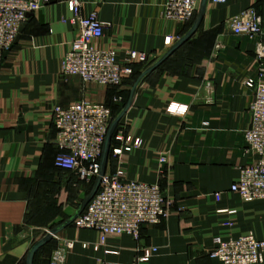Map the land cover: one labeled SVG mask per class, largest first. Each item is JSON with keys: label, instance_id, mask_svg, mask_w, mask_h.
<instances>
[{"label": "crops", "instance_id": "crops-1", "mask_svg": "<svg viewBox=\"0 0 264 264\" xmlns=\"http://www.w3.org/2000/svg\"><path fill=\"white\" fill-rule=\"evenodd\" d=\"M165 1L82 0V13L94 11L105 24L99 48L114 49L120 61L131 50L144 52L153 64L184 28L164 17ZM249 7L264 28V0H208L196 32L139 82L117 126L131 142L121 157L109 153L105 172L121 166L130 180L160 184L172 201L168 216L142 227L137 240L111 236L97 250L91 243L98 232L72 223L57 233L76 240L65 264L131 262L148 246L159 248L149 264H220L209 256L215 236L252 233L264 240V199L244 201L230 191L239 169L255 159L244 139L254 91L243 81L264 79L256 40L232 34L226 24ZM71 16L66 3H43L0 62V264H26L30 247L70 218L86 196L89 183L54 164L53 107L79 100L106 104L113 93L128 96L132 88L128 80L114 87L60 74L76 35ZM218 39L222 47L213 56ZM170 104H179L177 113L167 110ZM57 245L53 238L34 264H49Z\"/></svg>", "mask_w": 264, "mask_h": 264}, {"label": "built area", "instance_id": "built-area-1", "mask_svg": "<svg viewBox=\"0 0 264 264\" xmlns=\"http://www.w3.org/2000/svg\"><path fill=\"white\" fill-rule=\"evenodd\" d=\"M49 1L0 0V62L16 42L28 15ZM55 1L69 6L72 13L70 21L77 28L71 48L60 65L62 76L75 75L86 84L119 86L125 77L131 75V64L148 62V55L144 52L131 50L120 61L114 49L99 48L95 42L103 36L105 24L94 11L82 13V0ZM199 1L166 0L164 17L172 22L185 23L196 14ZM209 1L224 3L226 0ZM226 24L232 34L256 40L255 56L260 63L263 62L264 28L255 8L249 7L232 16ZM221 47L220 40H216L212 55H216ZM243 83L254 91L249 103L250 124L244 131V139L246 151L252 152L255 159L239 169L230 191L244 201H252L264 199V79L247 77ZM207 86L210 88L209 83ZM114 100L120 101L121 98L115 97ZM167 110L177 113L179 104H170ZM51 117L56 130L54 143L59 149L54 159L55 166L70 170L82 182H92L99 174L102 146L113 120L111 109L104 103L79 100L65 106H54ZM114 139L117 144L112 147V154L119 158L130 144L131 136L120 130ZM159 161L165 163L167 159L162 156ZM171 203L164 197L160 184L130 180L120 166L114 172H105L96 194L73 224L76 228L98 232V240L91 243L92 248L97 250L106 246L111 236L129 234L137 240L142 227L156 225L168 216ZM53 238L58 240V245L50 255L49 264H65L66 254L74 248L76 240L59 239L57 234ZM213 244L209 256L220 264H262L264 261V240L257 239L252 233L217 235ZM87 245L84 243L83 247ZM158 249L157 246L145 247L131 262L102 259L99 264H149ZM105 252L115 251L106 249Z\"/></svg>", "mask_w": 264, "mask_h": 264}, {"label": "water", "instance_id": "water-1", "mask_svg": "<svg viewBox=\"0 0 264 264\" xmlns=\"http://www.w3.org/2000/svg\"><path fill=\"white\" fill-rule=\"evenodd\" d=\"M54 1L55 0H50V2H54ZM207 2H208V0H200L199 1L198 8H197L193 23H192L191 27L189 28V30L182 37H180L156 62H154L153 64L148 66L139 75V77L136 79V81L134 82V84H133V86H132V88L130 90V94L128 96V99L126 101L125 106L123 107L121 112L110 122V124L108 126V130H107V133H106V136H105V140H104V143H103V146H102V151H101V156H100V170H99V174L95 178L90 191L86 194L85 198L79 204L76 212L70 218H68L64 222L60 223L56 227L52 228L48 233H46V235L44 237H42L39 240H37L30 247V249L28 250L27 255H26V260H25L26 264H33V259H34L35 253L43 245H45L47 242H49L53 238V235L57 234L58 232H60L65 227L71 225L74 222V220L79 215H81V213L85 209V207L88 204V202L96 194V192H97V190L99 188L100 182H101V178L105 174L106 164H107V160H108L109 153H110L111 139H112L113 133H114L116 127L118 126L121 118L123 117L125 112L128 110V108L130 107V105L132 103V100H133V97H134V93L136 91V88H137L139 82L146 75H148L149 73H151L155 69H157L165 60H167L183 43H185L196 32V30L198 29V27L200 26V24L202 22V18H203V15H204V11H205ZM30 15L31 14H29L28 17ZM23 26H21L20 32L22 31Z\"/></svg>", "mask_w": 264, "mask_h": 264}, {"label": "trees", "instance_id": "trees-1", "mask_svg": "<svg viewBox=\"0 0 264 264\" xmlns=\"http://www.w3.org/2000/svg\"><path fill=\"white\" fill-rule=\"evenodd\" d=\"M194 17H195V15L192 17V19L191 20H189V21H187V22H185V23H181V24H183L184 25V28H183V30L181 31V34H180V37H182L188 30H189V28L191 27V25H192V23H193V20H194ZM192 37V36H191ZM190 37V38H191ZM190 38L185 42V43H183L174 53H176L179 49H181L189 40H190ZM173 53V54H174ZM172 54V55H173ZM171 55V56H172ZM170 56V57H171ZM169 57V58H170ZM168 58V59H169ZM167 59V60H168ZM167 60H165L161 65H163ZM151 64H149L148 62L147 63H141V62H136V63H133V64H131V67H132V73H131V75H129V76H127V77H125L124 79H123V81H122V83L123 82H125V81H129L130 82V85L131 86H133V84H134V82L136 81V79L139 77V75L148 67V66H150ZM160 65V66H161ZM159 66V67H160ZM158 67V68H159ZM157 68V69H158ZM157 69H155V70H157ZM154 70V71H155ZM153 71V72H154ZM152 73V72H151ZM151 73H149V74H151ZM147 76V75H146ZM145 76V77H146ZM121 83V84H122ZM114 87H115V85H113ZM128 96H129V94H128ZM128 96L126 95V96H122L119 92H115V93H113V96H112V98H111V102H109V103H106V105L111 109V113H112V118L114 119L116 116H117V113L119 112V111H121L122 109H123V107L125 106V104H126V101H127V99H128ZM115 97H120L121 98V100L120 101H115V100H113V98H115ZM116 131H117V127H116V129H115V131H114V133H113V136H112V139H111V147H110V152L112 151V147L113 146H115V144H116V142H115V139H114V137H115V134H116ZM58 150V149H57ZM59 152V150L57 151V153ZM99 161H100V158H99ZM57 169H59V170H64V171H70V170H66V169H62V168H59V167H56ZM71 172V171H70ZM72 173V176L73 175H75L73 172H71ZM76 176V175H75ZM78 183H81L82 181H80V180H78L77 181ZM93 182H94V180L92 181V182H90L89 183V187H88V189H87V192H86V194L90 191V189H91V187H92V185H93ZM85 211V209L83 210V212ZM82 212V213H83ZM62 222H64V221H62ZM61 222V223H62ZM60 224V223H59ZM59 224H57V225H59ZM57 225H55V226H53L52 228H54V227H56ZM51 228V229H52ZM44 237V236H43ZM42 238V237H41ZM51 242H53V238L49 241V242H47L45 245H43L39 250H41L42 248H44L46 245H48V244H50ZM38 250V251H39ZM37 251V252H38ZM37 252L35 253V256H36V254H37ZM35 256H34V258H35ZM33 264H34V259H33Z\"/></svg>", "mask_w": 264, "mask_h": 264}, {"label": "rangeland", "instance_id": "rangeland-1", "mask_svg": "<svg viewBox=\"0 0 264 264\" xmlns=\"http://www.w3.org/2000/svg\"><path fill=\"white\" fill-rule=\"evenodd\" d=\"M72 177H73V180H74V181H78V180H79V179L77 178V176H75V175H73ZM85 193H86V191L84 192V194H85Z\"/></svg>", "mask_w": 264, "mask_h": 264}]
</instances>
